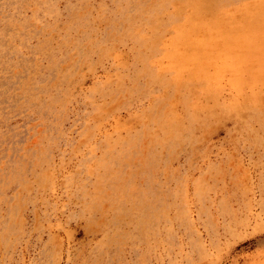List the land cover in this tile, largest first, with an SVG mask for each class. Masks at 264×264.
<instances>
[{
	"label": "rangeland",
	"instance_id": "1",
	"mask_svg": "<svg viewBox=\"0 0 264 264\" xmlns=\"http://www.w3.org/2000/svg\"><path fill=\"white\" fill-rule=\"evenodd\" d=\"M0 264H264V0H0Z\"/></svg>",
	"mask_w": 264,
	"mask_h": 264
}]
</instances>
